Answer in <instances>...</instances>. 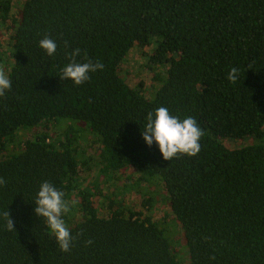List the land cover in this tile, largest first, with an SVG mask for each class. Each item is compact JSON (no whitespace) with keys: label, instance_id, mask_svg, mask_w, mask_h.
<instances>
[{"label":"trees","instance_id":"1","mask_svg":"<svg viewBox=\"0 0 264 264\" xmlns=\"http://www.w3.org/2000/svg\"><path fill=\"white\" fill-rule=\"evenodd\" d=\"M15 1L0 0L12 83L0 98V264H176L150 215L158 188L187 264H264V0ZM150 45L144 68L158 87L145 98L119 72L131 48ZM77 48V62L104 65L79 86L59 77ZM161 106L197 121V155L166 161L143 140ZM245 138L258 143L223 144ZM44 181L76 201L62 217L68 252L34 213Z\"/></svg>","mask_w":264,"mask_h":264},{"label":"clouds","instance_id":"2","mask_svg":"<svg viewBox=\"0 0 264 264\" xmlns=\"http://www.w3.org/2000/svg\"><path fill=\"white\" fill-rule=\"evenodd\" d=\"M39 47L45 51L48 56H52L57 48L55 40L45 36L39 41ZM79 48L67 53L69 63H67L60 72L61 80H71L76 86L82 85L90 79V73L103 70L104 65L100 61L93 62L85 59L87 62H77L76 57L80 55ZM239 74L236 67H232L227 74V79L235 83ZM12 87L11 80L3 67H0V98L4 97L6 92ZM146 125L142 131L143 140L148 146L153 142L158 145L159 151L166 161H171L174 157L187 155L189 157L197 155L200 150V139L203 135L197 121L192 117L181 120L177 116L170 115L166 107H159L155 112H149L146 117ZM6 185V180L0 177V186ZM76 201L68 202L64 199V193L58 190L48 181H44L39 186L34 201V213L37 217L43 218L51 235L55 238L61 252L70 251L75 237L71 235L63 215L71 211ZM6 220L8 231L15 230L14 221L10 218L9 210L2 213ZM82 234V233H81ZM87 244H92L89 239ZM210 259H215L211 257Z\"/></svg>","mask_w":264,"mask_h":264},{"label":"rangeland","instance_id":"3","mask_svg":"<svg viewBox=\"0 0 264 264\" xmlns=\"http://www.w3.org/2000/svg\"><path fill=\"white\" fill-rule=\"evenodd\" d=\"M17 1L14 2L13 10L17 6ZM151 48V45L145 48L133 47L131 48L125 57L121 61V69L119 75L129 86H134L138 82H142L143 91L141 94L145 98H150L154 93L155 89L158 87L156 83L151 82V75L145 68L146 54ZM7 64L6 49L4 44L0 46V67L6 69L5 65ZM9 64V63H8ZM162 68V69H161ZM155 69L154 72L159 71L163 73V67ZM6 72V70H5ZM62 122V121H60ZM26 134L22 136L21 139H30V135L27 134L30 131H23ZM19 133V132H18ZM21 135V133H20ZM85 139L89 141L90 136L85 134ZM264 140V138H263ZM258 143L257 140L251 138H245L243 141H225L223 144L231 148H241L242 146H248ZM118 184V183H117ZM160 188L156 189L154 194L155 205L150 213L153 221H158L161 223L159 229L163 232V237L167 240L169 245V250L173 256L176 264H187V254L184 246V241L182 238L181 230L179 225L176 224L175 220L170 218L167 214V208L165 209L162 204L165 194H163ZM164 195V197H163ZM137 205V203H136ZM164 222V223H162Z\"/></svg>","mask_w":264,"mask_h":264}]
</instances>
